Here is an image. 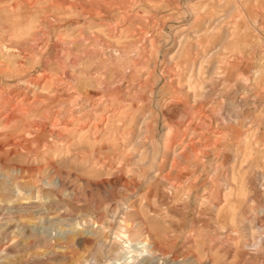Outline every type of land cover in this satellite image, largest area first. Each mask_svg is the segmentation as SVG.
I'll list each match as a JSON object with an SVG mask.
<instances>
[{"label": "rangeland", "instance_id": "1", "mask_svg": "<svg viewBox=\"0 0 264 264\" xmlns=\"http://www.w3.org/2000/svg\"><path fill=\"white\" fill-rule=\"evenodd\" d=\"M17 1L0 67L53 76L38 115L58 121L0 113V264H264V0Z\"/></svg>", "mask_w": 264, "mask_h": 264}, {"label": "bare ground", "instance_id": "2", "mask_svg": "<svg viewBox=\"0 0 264 264\" xmlns=\"http://www.w3.org/2000/svg\"><path fill=\"white\" fill-rule=\"evenodd\" d=\"M77 1V0H76ZM88 1V0H87ZM64 2H66V1H64V0H49V6H45V7H42L41 9H40V11H41V13H44V15L50 10V9H54L57 13H61L62 14V10H66V8L64 7ZM70 2V1H69ZM38 3H42V1L41 0H20V1H17L16 2V4H15V6H14V9H9V12H11V13H17V14H19V11L21 10V9H23V8H26V6H30V5H32V4H38ZM75 3V2H74ZM82 3V2H81ZM101 3V2H100ZM77 4V3H76ZM79 5V4H78ZM109 5V4H108ZM81 6H82V4H81ZM83 6H84V4H83ZM80 7V6H79ZM102 7V6H101ZM83 8V7H82ZM89 8V7H88ZM124 8V7H123ZM68 10V9H67ZM124 10V9H123ZM27 11V10H26ZM71 11V10H70ZM92 11V10H91ZM94 12V11H93ZM24 13H25V11H24ZM28 13V12H27ZM26 13V14H27ZM65 13V12H64ZM89 13V12H88ZM125 13V12H124ZM87 14V13H86ZM90 14V13H89ZM126 15V14H125ZM47 16H48V13H47ZM121 16V15H120ZM130 17V16H129ZM24 20V19H23ZM121 20V19H120ZM130 21V20H129ZM128 21V22H129ZM123 22V21H122ZM131 22V21H130ZM137 23V22H136ZM127 29V28H126ZM128 29H129V27H128ZM127 29V30H128ZM118 30V29H117ZM41 31V30H40ZM114 31V30H113ZM81 32V31H80ZM141 33V32H140ZM144 33H145V31H144ZM44 34V33H43ZM80 34V33H79ZM37 35V34H36ZM112 35V34H111ZM82 36V35H81ZM80 36V37H81ZM96 36V35H95ZM36 37V36H35ZM34 37V38H35ZM141 38L140 39H142V40H146V38L144 37V36H140ZM137 38V37H136ZM149 38V37H148ZM84 39H85V36H84ZM87 39V38H86ZM139 39V40H140ZM38 40H39V37H38ZM54 40V39H53ZM74 40V39H73ZM31 41V40H30ZM45 41V40H44ZM121 41V40H120ZM24 42V41H23ZM31 42H33V43H36V39H32V41ZM73 42V41H72ZM138 42H141L142 43V41H138ZM145 42V41H144ZM143 42V43H144ZM66 45V44H65ZM143 45V44H142ZM29 46V45H28ZM55 46H57V45H55ZM38 47L39 46H37V45H33L32 46V48H31V52H30V55H32V56H34V58H36L37 56H38V51H39V49H38ZM62 47V46H61ZM109 47V46H108ZM3 48L5 49V51L7 52V53H10V51L11 50H13L14 52H17L18 51V48L17 47H12V46H8V45H3ZM3 48H1V49H3ZM42 48V47H41ZM65 48V47H64ZM64 48H61V51H64ZM80 48V47H79ZM112 48V47H111ZM142 48H144V47H141V49ZM155 48V47H154ZM22 49V48H21ZM66 49V48H65ZM113 49V48H112ZM41 50V49H40ZM133 50V49H132ZM59 51V50H58ZM123 51V50H122ZM125 51V50H124ZM131 51V50H130ZM29 52V51H28ZM4 53V52H3ZM11 53H12V51H11ZM23 53V52H22ZM120 53V52H119ZM132 53V52H131ZM146 53V52H145ZM123 53H121V55H122ZM126 54H127V52H126ZM143 55V54H142ZM120 56V55H119ZM124 56H127V55H124ZM136 57V56H135ZM2 58V57H1ZM78 60V59H77ZM122 60V59H121ZM130 60V59H129ZM61 61V60H60ZM76 61V60H75ZM127 61V60H126ZM137 64H138V62H136ZM120 64V63H119ZM14 65V64H13ZM17 65V67L16 68H10V66H6L5 68H1L0 67V72L2 73V74H14V77H15V81L17 82V83H14V84H9V85H7V84H0V113L3 111V112H5V123H7V124H12V123H15V122H17V121H19V120H22L23 121V118H25V117H27V119H26V121L27 120H29V118H31V119H33V126L34 127H41V129L43 128L44 130H45V128H46V122L44 121L45 119L46 120H50L52 123H53V121H58L57 119H56V113H51L49 110H47V111H45L46 113L43 115V116H39L38 115V112H40L39 111V109H38V105H40V106H43L44 105V100L42 99V98H44V97H42V94H41V92L42 93H44L46 90H47V88H51L52 87V85H53V83H55V82H53V79H52V77L53 76H50V75H47V74H43L42 73V75L41 76H39L40 77V79L38 78V79H35L34 77H32V79L30 78V77H28V78H30V79H28V80H22V78H24V77H21V71H22V65L21 64H16ZM134 65H135V63H134ZM43 66V65H42ZM59 66V65H58ZM101 66V65H100ZM14 67H15V65H14ZM259 67V66H258ZM116 68V67H115ZM124 68V67H123ZM27 69V68H26ZM119 69V68H118ZM102 70V69H101ZM257 73V72H256ZM57 74V73H56ZM67 75V74H66ZM126 75V74H125ZM35 76V75H34ZM171 76V75H170ZM11 77H12V75H11ZM61 77V76H60ZM60 77L58 78L59 80H61L60 79ZM34 78V79H33ZM25 79V78H24ZM66 79H67V77H66ZM23 81V84H22V82L21 83H19L20 81ZM39 80H41V81H39ZM70 80H72V79H70ZM75 81V80H74ZM58 82V81H57ZM84 82V81H83ZM56 84V83H55ZM55 84H54V86H55ZM79 84V83H78ZM31 85V86H30ZM86 86V85H85ZM77 87V86H76ZM75 86H74V88L72 89V91L70 92V93H72V94H70V93H66V96L68 97V99H74V100H77V104H78V107H79V112H77V118H76V120H77V122H80L82 119V115L83 114H85V112H89V113H91L93 110H92V108L94 109V102L96 101H94V102H92L91 100L92 99H89V101H84V100H80V95L79 94H77V91H78V89L76 88ZM61 88V87H60ZM40 91V93H38L37 91ZM125 90V89H124ZM187 90V89H186ZM59 91V90H58ZM56 92L57 93V95H58V93L60 92ZM95 94V93H94ZM99 94V93H98ZM198 94V93H197ZM57 95H54V96H56L57 97ZM60 95V94H59ZM60 96H62V95H60ZM93 96V95H92ZM95 96V95H94ZM196 96V95H195ZM53 97V96H52ZM84 97V96H83ZM58 98V97H57ZM65 98V97H64ZM86 98H88L87 96H86ZM90 98V97H89ZM95 98V97H94ZM93 98V99H94ZM99 99H101V97L99 98ZM58 100V99H57ZM59 102V101H58ZM185 102V101H184ZM201 102V101H200ZM114 103V102H113ZM101 104V103H100ZM176 104V103H175ZM189 104V103H188ZM193 104V103H192ZM174 105V104H173ZM183 105H184V103H183ZM95 107H96V105H95ZM124 107V106H123ZM185 107H187L186 106V102H185ZM205 107V106H204ZM40 108H42V107H40ZM71 108V107H70ZM199 108V107H198ZM201 108V107H200ZM199 108V109H200ZM43 109V108H42ZM51 109V108H50ZM54 109V108H53ZM72 109V108H71ZM186 109V108H185ZM198 109V110H199ZM46 110V109H45ZM76 110V109H75ZM92 110V111H91ZM118 110H119V107H118ZM43 111V110H42ZM85 111V112H84ZM44 112V111H43ZM59 112V111H58ZM202 112V111H201ZM41 113V112H40ZM98 113V112H97ZM49 114V115H48ZM56 114V115H55ZM88 115H91V114H88ZM202 115H204V114H202ZM35 116V117H34ZM38 116V117H37ZM87 116V115H86ZM93 116V115H92ZM91 117V116H90ZM108 117V116H107ZM72 118V117H71ZM191 118H192V116H191ZM75 120V119H74ZM25 121V122H26ZM110 121V120H109ZM24 122V121H23ZM70 122L71 121H69V120H64V124H63V128H65V129H68V127L70 126ZM73 122H75V121H73ZM72 122V123H73ZM82 122L83 123H85L84 122V120H82ZM100 122V121H99ZM189 122V121H188ZM20 123H22V122H20ZM28 123V122H27ZM82 123V124H83ZM98 123V122H97ZM61 124V123H60ZM81 124V123H80ZM100 124V125H99ZM99 124H96V125H93V124H89L88 126H85V125H87V124H85L84 126H82L83 127V129H85L86 130V132H88V133H90L91 131H95V133H97L98 131H100V130H102L103 131V129L105 130L106 128H107V126L109 125L108 124V120H106V119H104V117L101 119V123H99ZM179 124V123H178ZM213 124V123H212ZM52 125H55V124H52ZM242 125V124H241ZM245 125V124H244ZM82 127H80L81 129H82ZM175 127H177V126H175ZM215 128V127H214ZM231 128V127H230ZM42 129V130H43ZM176 130H175V132L177 133V132H179L178 131V128H175ZM195 131H197L196 129H197V126L196 127H194L193 128ZM232 129V128H231ZM84 130V131H85ZM216 130V129H215ZM215 130H213L212 129V131L210 132L211 133V135L213 136L212 137V140H211V145L210 146H212V145H219L220 144V142H222V139L220 138V136L221 135H219V132L217 133V131H215ZM192 131V130H191ZM233 131V130H232ZM239 131V130H238ZM193 132V131H192ZM198 132V131H197ZM209 133V134H210ZM178 134V133H177ZM195 134V133H194ZM197 135L196 136H194V135H187V134H184V135H181L179 138H177L179 141H181V140H186V143H187V145L189 146V147H191L192 148V150H193V147H194V145L197 143V142H200L202 139H203V136L205 135V132L203 131V130H201V129H199V132L198 133H196ZM93 135V134H92ZM174 135H175V133H174ZM176 136V135H175ZM238 136V135H237ZM177 137V136H176ZM97 138V137H96ZM206 137H204V139H205ZM176 142H177V140H176ZM206 142H207V140H206ZM223 142H224V140H223ZM209 143V142H208ZM209 143V144H210ZM201 144V143H200ZM175 145H177V144H175ZM208 145V144H207ZM209 146V145H208ZM215 147V146H214ZM206 148V147H205ZM207 149V148H206ZM184 150V149H183ZM196 151V150H195ZM174 152H176V150L174 151ZM191 152V151H190ZM218 152H220V151H218ZM181 153V152H180ZM216 153V152H215ZM182 154H184V153H182ZM218 154V153H217ZM183 156H185V155H183ZM207 157V156H206ZM217 157V156H216ZM228 160V159H227ZM0 162H1V160H0ZM176 169V168H175ZM182 170V169H181ZM185 171H187L186 170V168H185ZM16 172V171H15ZM226 175V174H225ZM5 187V186H4ZM224 187V186H223ZM31 190V189H30ZM228 190V189H227ZM224 193V192H223ZM64 219V218H63ZM59 221V220H58ZM64 221V220H63ZM94 223V222H93ZM62 230V229H61ZM70 231H72V230H70ZM146 244V243H145ZM144 249H145V251L147 252L149 249H150V247L149 246H142ZM143 249V250H144ZM148 253V252H147ZM148 254H150V253H148Z\"/></svg>", "mask_w": 264, "mask_h": 264}]
</instances>
